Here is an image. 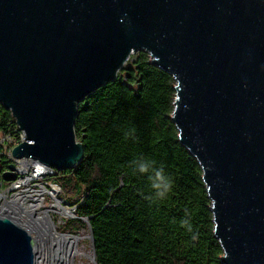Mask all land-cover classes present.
Returning a JSON list of instances; mask_svg holds the SVG:
<instances>
[{
  "label": "water",
  "instance_id": "95a60500",
  "mask_svg": "<svg viewBox=\"0 0 264 264\" xmlns=\"http://www.w3.org/2000/svg\"><path fill=\"white\" fill-rule=\"evenodd\" d=\"M142 51L175 82L169 118L201 169L220 262L264 264V0H0V106L25 132L12 157L76 166L77 104ZM36 257L0 213V264Z\"/></svg>",
  "mask_w": 264,
  "mask_h": 264
},
{
  "label": "trees",
  "instance_id": "16d2710c",
  "mask_svg": "<svg viewBox=\"0 0 264 264\" xmlns=\"http://www.w3.org/2000/svg\"><path fill=\"white\" fill-rule=\"evenodd\" d=\"M123 70L77 104L74 132L83 158L55 179L89 223L94 261L222 264L201 169L169 118L173 78L143 52ZM10 118L0 106V130Z\"/></svg>",
  "mask_w": 264,
  "mask_h": 264
},
{
  "label": "built area",
  "instance_id": "2783aa9c",
  "mask_svg": "<svg viewBox=\"0 0 264 264\" xmlns=\"http://www.w3.org/2000/svg\"><path fill=\"white\" fill-rule=\"evenodd\" d=\"M147 57L150 62L148 54ZM10 117L4 129L0 130V169L2 163L7 165L3 172L1 171L2 169L0 170V205L10 201L13 196H22L24 198L23 202L27 205L34 204L32 201L37 203L39 200L42 206L48 203L52 205L56 200H61L60 196L63 197L61 187L55 181L58 171L30 158L17 159L12 157V149L23 142L25 132L18 128L11 113ZM10 164L14 165L13 171L8 170V165ZM8 172L12 174L14 179L8 182L9 185L6 188L3 186V183L5 184L6 182L2 175Z\"/></svg>",
  "mask_w": 264,
  "mask_h": 264
},
{
  "label": "bare ground",
  "instance_id": "6f19581e",
  "mask_svg": "<svg viewBox=\"0 0 264 264\" xmlns=\"http://www.w3.org/2000/svg\"><path fill=\"white\" fill-rule=\"evenodd\" d=\"M22 201H24L22 196H13L10 201L0 205V213L11 214L16 221L21 222L20 225L35 235L36 264H74L75 259L82 256L88 257L95 264L91 255H84L78 249L79 243L84 238L90 240V235L82 237L57 231L54 216L75 219L74 215L71 216L73 211L65 209L61 200H56L42 211L38 210L41 205L40 200L36 205L28 208L20 205Z\"/></svg>",
  "mask_w": 264,
  "mask_h": 264
},
{
  "label": "rangeland",
  "instance_id": "374dc122",
  "mask_svg": "<svg viewBox=\"0 0 264 264\" xmlns=\"http://www.w3.org/2000/svg\"><path fill=\"white\" fill-rule=\"evenodd\" d=\"M135 57V53H133L130 58L126 61L125 63V66L123 69L127 68L133 58ZM121 69L118 73L119 76H124L125 75V71ZM78 140V139H77ZM2 181H4L2 179ZM6 183L4 184L3 183V186L4 187H8L9 185V181H5ZM61 198V202L64 206L65 209H67L68 211H73L75 210L74 207L70 206L67 204V201L62 197L60 196ZM34 204H26L25 202L22 201V203H20V205L23 207V208H28V206H33V205H36L38 203H36V201H32ZM26 206V207H25ZM49 203L46 204L45 206H42V204L38 207V210L39 211H42L44 210V208H47L49 207ZM74 214V213H73ZM71 214V216L73 215ZM3 215H6V216H10L12 218H15L13 217L11 214L9 213H4ZM35 215V214H34ZM36 215H37V212H36ZM19 222V224H21V222L19 220H17ZM78 221L77 219H67V218H58L57 216H54V222L56 223L57 225V231L59 233H69V234H73V235H76V236H82V237H85L86 235H89V229H88V226L86 225L85 227H80L79 224H78ZM31 234V233H30ZM32 237H35L34 234H31ZM78 249L84 254V255H91L92 256V259L94 261V253H93V249H92V244H91V241L87 238H84L83 241H81L78 245ZM95 263V261H94ZM74 264H93L91 262V260L88 258V257H85V256H82V257H78L75 259V263Z\"/></svg>",
  "mask_w": 264,
  "mask_h": 264
}]
</instances>
